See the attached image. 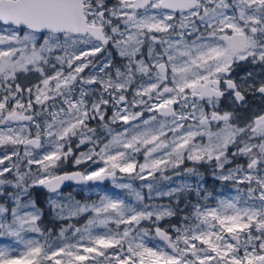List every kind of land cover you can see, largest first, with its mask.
<instances>
[{
  "label": "snow or ice",
  "instance_id": "obj_1",
  "mask_svg": "<svg viewBox=\"0 0 264 264\" xmlns=\"http://www.w3.org/2000/svg\"><path fill=\"white\" fill-rule=\"evenodd\" d=\"M85 145L74 164L96 167L57 175ZM185 161L212 164L235 195L210 207L200 184L157 187L169 170L197 176ZM106 179L135 206L61 192ZM37 187L68 222L58 235ZM5 238L0 264H264V0H0Z\"/></svg>",
  "mask_w": 264,
  "mask_h": 264
},
{
  "label": "rangeland",
  "instance_id": "obj_2",
  "mask_svg": "<svg viewBox=\"0 0 264 264\" xmlns=\"http://www.w3.org/2000/svg\"><path fill=\"white\" fill-rule=\"evenodd\" d=\"M88 71H90V70H86L85 74H87ZM77 95H78V93H77ZM129 98H131V97H129ZM111 114L112 113L109 110L108 115L111 116ZM148 115H149L148 113H145V118H147ZM95 126H93V127H95ZM122 126H123L122 124L121 125H113V127L117 128V130H119V128L122 127ZM76 142H78V141H74L73 147H75V143ZM88 147H90V145L81 146V148L75 152L74 156L70 157L60 167V169L57 170L56 174H59V172H63V171L66 172L65 170H67L69 168V166L72 167V168H77L80 171H84L85 169H88L90 167L91 168H95L96 165H91L88 162H86V163H84V164H82L80 166H76L74 164L75 155H79L80 151H87ZM137 160L142 163L143 162V155L142 154H138L137 155ZM189 163H191V167L194 166L192 164V162H189ZM198 165H199V169L208 170L207 168L208 167L210 168V163H206L205 166H204L203 163L198 164ZM186 166H190V164H188ZM184 168H186L185 165L180 168L181 173H183V169ZM165 174L168 175V176H171L172 180L171 181L163 180L160 177V175L157 174L156 183H157V187H159L161 190H166L169 187L178 186L180 183H184V182H187V183L191 184L193 188H195L197 184H200V185H202L203 190L208 191V192H212L214 194L212 199H209L207 201H202V203H205V204H207L210 207L215 206L216 203H217L218 198H220V197L230 198L231 196L235 195V192L233 191V187H232L230 182L229 183H225V182H222V181H220L218 179H214L213 175L211 176V172H210V176L208 178L206 177V175L205 176H201L200 174H198L197 176H193V175H190V174H182L180 176H175L171 170L167 171ZM149 179L151 180V178H149ZM208 179H210L211 181L212 180L213 181L217 180V183L215 185L214 184L210 185L209 187L206 188V180H208ZM118 181L124 182V183H132L133 186L138 191H141V193L143 195H145V197H147L148 190L146 188L141 187V185L144 183L143 181H141L139 179L131 180V179H128L126 177H118ZM62 193H63L64 196H67L70 193L75 198V200H78L81 203H85V202L92 203V202L98 201L100 195H109L112 198L124 199L126 201L132 202L133 205L135 206L134 198L131 197L127 193L126 190L119 189V188L115 187V185L113 184V182L111 180L108 181L106 183V185H96V186H93V187H90V188L84 187V186H76V187L71 188V190H68L67 192L64 191ZM189 195H190V198H191V202L195 203L196 202V197H195L194 192L191 193V194H189V193H185L184 194V196H189ZM40 200H41V198H40ZM145 202L146 203H155V204H161V203L167 204L169 201H168V198L161 199V198L155 197V193H153V200L149 201V200L146 199ZM184 203H185V201L182 199L181 207L184 206ZM38 207H40V208H42L44 210L45 215L48 216V220L53 221L54 223L55 222H63V223H65V225H62V226H66V223H68V222L61 221V220L57 219L51 213V211L47 208V204H45L44 208H43L42 205L38 206ZM86 219H87V214H85L82 218H75L74 220L69 221V222L70 223H74L77 226H81V225H83L85 223ZM168 223H169V220H167V219L165 221H161V227H167ZM51 229H54L57 235L59 234L60 227H58L56 229L55 225H54V227L52 226ZM27 235L30 236L33 239H39L41 241H43V239H44V237H42V236H40V235H38L36 233H29ZM68 235L70 236L71 233H69ZM10 243H11V241L9 239H7V238L0 239V245H7V244H10Z\"/></svg>",
  "mask_w": 264,
  "mask_h": 264
},
{
  "label": "flooded vegetation",
  "instance_id": "obj_3",
  "mask_svg": "<svg viewBox=\"0 0 264 264\" xmlns=\"http://www.w3.org/2000/svg\"><path fill=\"white\" fill-rule=\"evenodd\" d=\"M95 125H96V122L93 121L92 126H95ZM188 164H190V166H186ZM203 164H204V166L206 165V163H203ZM184 165L186 168L191 167V163H189L188 161H185ZM184 165H182L181 167H183ZM193 167H195L197 173L200 174L201 176L206 175V177L208 178L210 176V172H211V176L213 175V165L212 164H210V168L209 167L207 168L208 170L199 169L198 164L194 165ZM68 171H71V170H68ZM216 183H217V180L211 181L210 179H208V180H206V188L209 187L210 185H213V184L215 185ZM82 186H84V185H82ZM74 187H76V186H74ZM84 187H88V186H84ZM90 187H93V186H90ZM71 188H73V187H69L67 189L71 190ZM39 189L40 190H38V189L33 190V199L35 198V200L37 201V198L39 197V202L41 203V205L44 208L45 204H47L49 194L47 193V191H45V189H42V188H39ZM67 189H65V190H67ZM65 190H62L61 192L65 191ZM40 198H41V200H40ZM52 223H53V221L48 220L47 216L44 214V216L42 218V222H41V227L45 228V229H51Z\"/></svg>",
  "mask_w": 264,
  "mask_h": 264
},
{
  "label": "water",
  "instance_id": "obj_4",
  "mask_svg": "<svg viewBox=\"0 0 264 264\" xmlns=\"http://www.w3.org/2000/svg\"><path fill=\"white\" fill-rule=\"evenodd\" d=\"M63 174V173H62ZM62 174H60V175H62ZM110 179H106L105 181H103V182H101V183H106V182H108ZM89 183H97V182H89ZM74 184H77L76 182H74V181H65L64 182V184L61 186V189H64V188H66V187H68V186H71V185H74ZM37 188H40V187H37ZM43 189V188H42Z\"/></svg>",
  "mask_w": 264,
  "mask_h": 264
},
{
  "label": "trees",
  "instance_id": "obj_5",
  "mask_svg": "<svg viewBox=\"0 0 264 264\" xmlns=\"http://www.w3.org/2000/svg\"><path fill=\"white\" fill-rule=\"evenodd\" d=\"M67 170H74L72 167H70L69 166V168L67 169ZM37 205L38 206H41V203L39 202V197L37 198ZM47 218H48V216H47ZM54 225H55V228L57 229L58 227H61L62 225H65V223H63V222H53L52 223V226L54 227Z\"/></svg>",
  "mask_w": 264,
  "mask_h": 264
}]
</instances>
